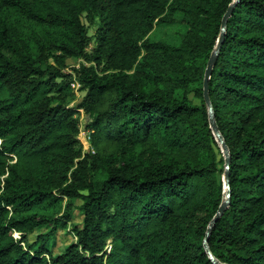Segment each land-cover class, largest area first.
<instances>
[{
	"label": "trees",
	"instance_id": "1",
	"mask_svg": "<svg viewBox=\"0 0 264 264\" xmlns=\"http://www.w3.org/2000/svg\"><path fill=\"white\" fill-rule=\"evenodd\" d=\"M234 1L0 0V264H214L225 157L204 77ZM178 14L177 45L149 39ZM209 91L231 201L208 243L264 264V0L237 2Z\"/></svg>",
	"mask_w": 264,
	"mask_h": 264
},
{
	"label": "water",
	"instance_id": "2",
	"mask_svg": "<svg viewBox=\"0 0 264 264\" xmlns=\"http://www.w3.org/2000/svg\"><path fill=\"white\" fill-rule=\"evenodd\" d=\"M239 0H235L232 4H230L229 8L227 9L225 15L223 16L222 22H221V32L217 41V45L214 48V50L211 53V56L208 60V64L205 70V77H204V99L205 103L208 108V113H209V122L211 125V128L217 138V141L220 145V148L223 152V155L225 157V172L223 175V181H224V197L221 202V205L215 215V217L212 219L210 222V225L207 230L206 237L204 239V248L207 254L209 255L210 260L214 264H223L221 263L212 253L210 246H209V236L211 234L212 228L214 227L215 223L220 219V217L224 214L226 209L228 208L230 201H231V187H230V164H231V153L230 149L226 143V140L224 136L222 135L219 126L216 121V115L213 109V105L210 99V91H209V80L211 78L213 69L216 65L219 52L221 50V47L223 45V42L225 40V34H226V29H227V22L229 17L231 16L234 7L236 6L237 2Z\"/></svg>",
	"mask_w": 264,
	"mask_h": 264
},
{
	"label": "rangeland",
	"instance_id": "3",
	"mask_svg": "<svg viewBox=\"0 0 264 264\" xmlns=\"http://www.w3.org/2000/svg\"><path fill=\"white\" fill-rule=\"evenodd\" d=\"M177 22L172 23V24H157L154 26L152 32L149 35V39L152 41H166L169 44L177 45L179 43V34L183 32L186 28L185 26L181 23L182 16L180 14L177 15ZM83 22L88 25V21L85 17H83ZM81 60L80 59H69L67 64L69 69L67 70L68 72H71L70 70L74 66H79ZM73 90L75 92V99L70 102L71 107H75L83 98L84 92L79 90V84L75 83L72 85ZM193 94H191L192 97ZM198 101V100H196ZM77 117L80 120V134L79 138L83 144L84 151H92V147L90 144V132L89 130L86 129V124L89 120L88 116L84 113V111H80L78 113ZM69 202H73L75 205H80L82 204V201L80 199H73L70 201V199L65 198L63 201V206L65 207ZM72 216L73 219L71 223H69V229H72L73 225L75 223H80L82 222L83 215L79 209H74L72 211ZM16 236L19 237V234L16 233ZM36 233L31 235V240L35 239ZM59 241H58V246H62L63 244L71 241L73 239L72 234H66V231H62L59 234Z\"/></svg>",
	"mask_w": 264,
	"mask_h": 264
},
{
	"label": "built area",
	"instance_id": "4",
	"mask_svg": "<svg viewBox=\"0 0 264 264\" xmlns=\"http://www.w3.org/2000/svg\"><path fill=\"white\" fill-rule=\"evenodd\" d=\"M89 139H90V137H89ZM108 249L110 250V247H108Z\"/></svg>",
	"mask_w": 264,
	"mask_h": 264
}]
</instances>
